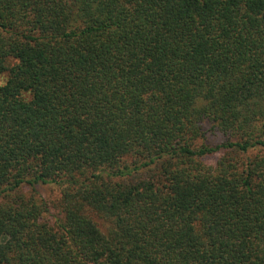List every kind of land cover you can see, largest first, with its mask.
<instances>
[{
	"label": "trees",
	"instance_id": "16d2710c",
	"mask_svg": "<svg viewBox=\"0 0 264 264\" xmlns=\"http://www.w3.org/2000/svg\"><path fill=\"white\" fill-rule=\"evenodd\" d=\"M0 264H264V0H0Z\"/></svg>",
	"mask_w": 264,
	"mask_h": 264
},
{
	"label": "rangeland",
	"instance_id": "374dc122",
	"mask_svg": "<svg viewBox=\"0 0 264 264\" xmlns=\"http://www.w3.org/2000/svg\"><path fill=\"white\" fill-rule=\"evenodd\" d=\"M5 76L1 78V82H4ZM209 142L219 141L217 136H213V133H209ZM222 138V137H221ZM223 139V138H222ZM39 198L45 201L49 207V212L44 215L47 222L55 224L56 219L59 217V201L61 197L60 188L56 185H44L37 188Z\"/></svg>",
	"mask_w": 264,
	"mask_h": 264
}]
</instances>
